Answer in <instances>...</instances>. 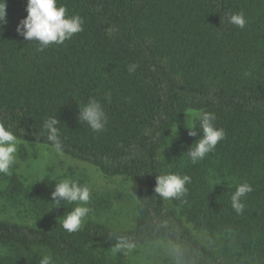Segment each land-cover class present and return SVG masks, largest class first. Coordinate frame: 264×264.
Returning a JSON list of instances; mask_svg holds the SVG:
<instances>
[{"label":"trees","instance_id":"1","mask_svg":"<svg viewBox=\"0 0 264 264\" xmlns=\"http://www.w3.org/2000/svg\"><path fill=\"white\" fill-rule=\"evenodd\" d=\"M5 3L0 122L20 141L53 147L42 125L55 116L61 153L133 179L136 203L127 228L87 219L69 233L61 221L76 205L51 201L59 179L0 174V200L18 216L0 218V264H39L45 254L54 264H128L112 254L118 235L136 247L178 246L169 264H264V0H57L83 30L43 51L16 31L27 0ZM239 12L244 28L228 21ZM90 98L107 114L100 132L78 119ZM203 112L226 138L191 163ZM166 172L191 177L186 196L158 197L155 177ZM244 182L253 191L237 214L230 197Z\"/></svg>","mask_w":264,"mask_h":264},{"label":"clouds","instance_id":"2","mask_svg":"<svg viewBox=\"0 0 264 264\" xmlns=\"http://www.w3.org/2000/svg\"><path fill=\"white\" fill-rule=\"evenodd\" d=\"M27 15L23 17L16 26V31L28 41H36L37 51H43L52 44L63 45L66 40H70L75 34L83 30V20L79 15H68L64 6H57V0H27L25 5ZM229 23L244 28L246 19L243 12L230 14ZM7 23L6 20V3L0 0V29ZM137 65L131 63L128 65L129 74L136 70ZM108 102H111V94H105ZM78 119L86 123L93 132H100L104 129L107 114L102 104L95 98H90L82 107L79 106ZM216 116L211 112L199 114V129L202 135L194 147L187 150L188 158L191 163H197L205 158L209 153L215 151L219 141L226 138L223 128L215 126ZM59 121L55 116L44 120L42 125V134H46V139L54 148V151L61 153L62 142L60 131L57 127ZM190 136H196V126L186 124ZM23 133L24 129H20ZM18 136L0 122V174L10 176L12 166L16 162L18 151ZM154 192L158 197L165 200L183 198L187 195V184L191 183V177L187 174L179 175L176 173L166 172L165 174L156 175ZM253 191L252 186L247 183L239 184L230 197L231 207L237 214H242L244 203L242 198ZM51 201L67 202L75 204L67 215L61 221L63 229L69 233L78 232L81 229L84 218L91 212L87 207L91 192L87 185H81L72 179H63L55 183L54 190L51 192ZM56 205V204H54ZM53 205V206H54ZM115 245L111 251L113 255L133 250L136 245L126 236H116ZM179 252V247L172 249ZM39 264H54L51 255H43Z\"/></svg>","mask_w":264,"mask_h":264},{"label":"rangeland","instance_id":"3","mask_svg":"<svg viewBox=\"0 0 264 264\" xmlns=\"http://www.w3.org/2000/svg\"><path fill=\"white\" fill-rule=\"evenodd\" d=\"M18 141L12 173L26 180L39 179L45 175L60 181L82 177L91 192V199L86 205L91 208V212L83 221L95 219L117 228H127L132 224L136 203V185L133 179L106 176L88 163L55 152L51 146ZM21 146L26 151L25 158L20 156ZM5 208V204L0 200V218L16 221L18 216L15 212L9 207L6 210ZM173 248L172 243L164 240L138 246L127 252L128 264H169Z\"/></svg>","mask_w":264,"mask_h":264}]
</instances>
